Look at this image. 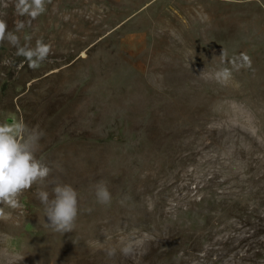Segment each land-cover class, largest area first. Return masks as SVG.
Masks as SVG:
<instances>
[{
  "label": "rangeland",
  "instance_id": "obj_1",
  "mask_svg": "<svg viewBox=\"0 0 264 264\" xmlns=\"http://www.w3.org/2000/svg\"><path fill=\"white\" fill-rule=\"evenodd\" d=\"M14 4L7 28L50 52L31 68L0 41V122L42 130L51 172L0 202V264H264V0H47L35 19ZM52 178L78 191L70 232L35 196Z\"/></svg>",
  "mask_w": 264,
  "mask_h": 264
},
{
  "label": "clouds",
  "instance_id": "obj_2",
  "mask_svg": "<svg viewBox=\"0 0 264 264\" xmlns=\"http://www.w3.org/2000/svg\"><path fill=\"white\" fill-rule=\"evenodd\" d=\"M47 0H15V13L35 19L46 11ZM25 21L15 23L12 30L7 28L5 19L0 18V41H6L15 48V55L22 56L31 68H36L49 55L50 45L37 39L34 46H30V37L24 36V44L20 42L18 33L25 28ZM242 62L233 63L232 67L220 66L214 76L217 82L225 83L233 70L240 67H250L247 56L241 57ZM223 64V53L221 54ZM43 136L42 130L35 127L29 129L23 120L0 122V202L12 208L19 207L17 196L34 183H43L49 177L51 168L42 158L36 155L37 144ZM47 186L37 188L36 198L42 205L46 225L56 232H70L78 215V191L69 183L61 182L58 178L49 181ZM96 201L103 205L110 204L112 195L103 181L94 186ZM109 257L115 254L114 248L105 250ZM120 252L128 255L131 248L121 247Z\"/></svg>",
  "mask_w": 264,
  "mask_h": 264
}]
</instances>
